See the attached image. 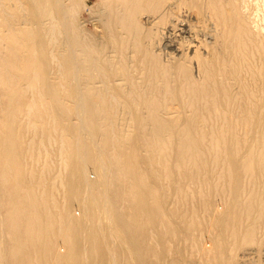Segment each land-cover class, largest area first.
I'll list each match as a JSON object with an SVG mask.
<instances>
[{
  "label": "rangeland",
  "instance_id": "374dc122",
  "mask_svg": "<svg viewBox=\"0 0 264 264\" xmlns=\"http://www.w3.org/2000/svg\"><path fill=\"white\" fill-rule=\"evenodd\" d=\"M168 1L170 0H162V2L160 0V3L159 0H68V7L66 8L67 19L70 17L74 20L73 21L70 18L68 19V24L72 31L71 33H73L77 39H80L83 44L86 43L88 44L87 46H92L91 49H93L95 53L91 52V55L99 56L104 54L107 56L106 59L114 60V63L116 62L115 64L113 63V72H109L106 74V76H103L102 79H98L97 77H101V75H97L98 73L95 72L93 77V79H95L91 82V88L86 86L85 80H82L80 83L82 84V97H80L81 100L82 98L83 100H79V102L78 96L74 94L77 89V85L75 84L78 80V77L73 79V76L70 75L71 72L68 71L67 63H65V54L63 55L65 50L62 48H58V50L57 48L55 49V47L59 45V41L63 40V36L56 38V46H51L53 48V52L57 50L61 52L63 56H60L58 59H56L58 62L56 60L52 61V59L47 57L49 74L45 73V75L48 79L42 78V74L40 73V75L37 74L39 75L38 79L40 78L43 83H39L42 81L37 79L38 81L36 80L37 82L35 85H33V90H31L29 89L28 80H20V78L25 74L28 76L33 74L31 72V68H25L23 65H21L22 56L25 58L26 55L25 49L20 45V42H22L21 40H24L26 37L21 33L24 29H27V25H23L24 22H21V18L24 15L18 14L16 17L13 10L11 9V11H9L12 15L7 10H5L4 14L0 13V98H2L0 100V142H3V140L6 139L7 145L9 147V153L7 154L6 158L3 157L2 160L0 159V264H44L45 262V264H111L112 261V264H264V57H262L264 56L262 55L264 52V16H262L264 14V0H259V2H257L258 0H236L235 2L234 0H227L228 4L226 3V0H194L195 3L193 0H183V8L178 9L180 11L182 9L186 11L184 12V22L181 21L182 23L179 21L180 18H175L171 14L167 15L165 12L164 7ZM217 1L218 5H216ZM189 2L190 8L188 7ZM212 2L213 6L212 4L209 5V3ZM196 3L201 6L197 7ZM255 3L258 5H255ZM69 5H72L70 9ZM206 5L209 6L206 7ZM174 11H176V9H174ZM110 12L112 13L110 14ZM233 13H235L236 16ZM230 14H233V16L230 17ZM242 14H244L243 17ZM252 14L253 16H251ZM7 15H11L12 17ZM234 16L236 21L235 18H233ZM146 18H149L150 22L149 20L146 22ZM222 22L226 24L232 22V29L235 31L233 32L234 39L228 40V38L222 35L226 31H224L226 27L221 26ZM245 22H247L250 27H248V24ZM200 24H203L204 27H206L205 30H208V36H204L202 33L199 34L196 38L198 40L197 45V43L192 41L190 35L185 33V31L189 28L197 29ZM213 24H215L216 27ZM171 26H173L172 32L169 31L170 29H167V27L171 28ZM253 27L257 31L252 30ZM261 27L262 30H260ZM81 30L83 32H81ZM127 30L129 31L128 34L126 32ZM219 30L220 32H223L221 33V36L217 35V31ZM215 31L217 36L215 35ZM261 31H263V34ZM253 32H256V34ZM244 34L247 35L246 39ZM5 36L9 39V41ZM19 36L21 37L19 38ZM247 37L249 38L247 39ZM214 38H216L215 40L218 42H215ZM250 40L253 41L254 45L250 42ZM254 40L256 42H254ZM261 40L263 41L260 42ZM168 41H171V43H168ZM126 42L127 44H125ZM13 43L15 46L17 45V49H12V51L16 52L20 48L18 51V57L16 58L8 57L9 54L6 52L8 49L6 51L3 50L7 48L6 45ZM227 43H229L228 46L226 45ZM192 45H197V47H199L196 54H194V49H188ZM112 46L114 48H112ZM170 47H172V49ZM22 48L23 52H20ZM217 48L220 52L216 50ZM261 48L263 49V52ZM114 49L116 51H121L122 49V51H119L118 54L115 53L116 51ZM226 51H228V53ZM3 52H6L7 56L5 53L2 54ZM12 53L10 52V54ZM211 54H213L215 57H212ZM150 55H154V58L152 56L151 59ZM229 56L230 58H228ZM197 57H199V60L202 64L208 66L211 64L209 62L216 60L217 65H215V63H213V65L219 69V73L207 77L204 75L206 72V67L204 66H200V71H198V67L196 66L198 61ZM227 58L229 60H227ZM261 58L263 59L261 60ZM10 59H16L18 62H16V60H13L12 62ZM247 59L249 61H247ZM226 61L229 63L226 64ZM9 62L11 65H7ZM176 62L179 63L175 64ZM118 63L120 68L117 67ZM224 63L226 64L225 66H227V69L224 66ZM238 63L240 64L239 68ZM228 64L234 66L231 67ZM15 65L16 67H13ZM121 65L125 67L123 68ZM135 65L136 68L131 67ZM59 66L61 67L59 68ZM2 67H4L3 70ZM129 67H131L133 70ZM230 67L234 69L231 71L228 70ZM118 70L119 72H117ZM162 70L166 72L167 75L162 73ZM181 70L183 72H181ZM51 71H53V73ZM228 71L231 74H228ZM188 72H191L192 74ZM145 73H148V75L145 76ZM181 74L182 76L184 75V77H181ZM242 75L244 79L242 78V80H240ZM134 77L138 79H135ZM177 77L178 80H174L177 79ZM154 79L156 80L154 81ZM183 79L186 80V82ZM202 79L205 80L204 83ZM132 80L134 81L132 82ZM165 80L168 87L167 85H165L166 87L164 86ZM45 81L48 84L47 87L44 86V84L46 85ZM110 81L112 83H110ZM129 81L132 82V85L131 82L129 85ZM14 83L17 85V87L14 85ZM145 83H149L150 86H148L149 84L146 85ZM159 83L161 84L159 85ZM136 84L138 91L136 89L134 91ZM236 84H239L237 85L238 87ZM103 85L106 87V90L103 88ZM177 86H180L182 91ZM26 87L28 89H26ZM18 88L21 90L20 93L23 94L24 92V94L20 97V99H13V96H10L13 93H19ZM72 88L75 89L73 90ZM228 90H231V93ZM53 91H56L57 93H54ZM152 91L155 92L152 93ZM168 91H170V94ZM216 91L217 94L215 93ZM38 92L41 94L43 92L42 99L41 97H38ZM142 92L143 95L141 94ZM236 92H238L237 95ZM235 95L236 98L234 97ZM250 95L255 101L250 98ZM176 96L180 97L177 98ZM7 97L12 100L7 99ZM112 97L114 98L113 100ZM47 98L50 100L47 101ZM234 98L236 100H234ZM36 99H39L41 104L39 103V100L37 101ZM73 99L75 100V105L78 102L80 106H78V104L77 106H74ZM30 100L34 102L33 104L35 106L28 102ZM151 100H153V102H151ZM210 102H214V104H211ZM36 104L38 105L36 106ZM251 105L254 108H252ZM195 107H197V109ZM80 108L85 110V112L82 113V118H85V121L89 119L85 123L82 122V118H78L76 114L73 113ZM89 108L92 109L93 112H97L94 114L95 116L98 114L97 118L93 116L95 123L90 121L91 112H88ZM251 109L256 110L252 111ZM5 110L8 111L5 112ZM36 113L39 114L36 115ZM88 113H90L89 116H86ZM5 114H7V116H5ZM53 114H60V116H55ZM33 115H35L36 118H34ZM48 116H51L52 118H49ZM130 116H133V119ZM135 116H137V120L134 118ZM8 118L10 120L12 119L13 122ZM55 118H60V120H56ZM139 118H141V124L139 123ZM146 118L149 122L146 120ZM47 119L49 120L47 121ZM52 119H55L53 121L54 124L51 121ZM61 119L63 120L61 121ZM8 121L11 123L7 124ZM56 122H61L59 123L61 125H58ZM31 123H34L32 124L33 126H31L32 128L30 127ZM58 127H60V130H62L65 135L60 130H58ZM142 127L143 129H141ZM69 129L72 132L70 133L71 137L69 136L70 131H67ZM184 133L188 137H186ZM7 134L10 137H8ZM85 134L86 136H84ZM77 135L79 137H77ZM189 136L193 138H190ZM7 137L8 139H13L14 141L8 140ZM74 137H77V139H74ZM80 138L81 141H79ZM59 139L62 141L59 142ZM166 139L168 141H166ZM72 142L74 147L78 148V151L72 147ZM76 142H79L80 144L78 145ZM8 143L11 145V148ZM83 144L84 146L82 147ZM90 144L92 145V148ZM95 145L100 146L97 147ZM93 148L96 151L93 150ZM111 148H113L114 153L112 152ZM26 149L29 151L32 150V152H29ZM72 150L74 153L76 152V154L79 153V156L76 155V157H73L74 154H72ZM250 150L251 152H249ZM28 152L32 153L30 157H28ZM60 152H63L64 154ZM66 154L69 156L67 157ZM88 156H90L89 161ZM75 158L80 165H77V162L73 161ZM103 159L108 160H106L107 162L105 163ZM68 160H70V164H67ZM101 160H103V162ZM7 162L9 163L7 164ZM108 162H110V165ZM62 163L64 164L63 167ZM85 163L86 165H84ZM94 163H97L96 169L99 167V171L98 169L96 170L94 168ZM101 164L102 167L100 166ZM83 165L84 167L82 168ZM107 166V173H104ZM7 167H9V169ZM66 167L70 169L69 172L66 170ZM6 168L7 170L5 174L4 170ZM118 168L120 169L118 170ZM108 171L110 173H108ZM85 173L86 177L84 176ZM31 174H33L34 178L31 177ZM65 175L68 178V181L65 179ZM116 175H118L117 178H115ZM82 176H84L83 178H85L86 182L82 183L84 185L80 183L81 181H84ZM31 178L32 180H30ZM40 178H42V180ZM118 178L120 179L119 181ZM112 179L117 180L112 183ZM69 180L74 185L72 190H70L71 186L69 184ZM105 180H109L108 182L110 183L106 182ZM86 184L87 186H85ZM88 185H90L92 188H90ZM42 186L45 187L43 188ZM82 186H84L83 188L85 190L81 189L79 192L78 190L82 188ZM93 186L95 188L98 186L96 189H94L96 191H93ZM77 188L78 190H76ZM107 189L109 190L106 193ZM72 191H75V193L73 194ZM100 192L102 195H100ZM103 192L105 193L104 195ZM113 192H115L117 195ZM85 195L87 196L86 198ZM39 199L43 202L42 204L39 202ZM34 200L36 201L33 203ZM108 200L112 201L109 203ZM108 203L110 204V207ZM97 204L99 207H96ZM21 205L23 209L25 208V212L22 211L23 209H18L21 207ZM46 206L47 208H45ZM85 206L87 207L85 208ZM99 209H102V212L104 210L103 214H101L102 212ZM99 211L100 214H98ZM43 212L45 213L43 214ZM88 213L92 214V216ZM107 213L111 214V216ZM95 214H98V216L96 217ZM18 215L19 217H17ZM51 215L55 216L54 219ZM33 216L36 217L33 218ZM66 217L68 218L67 220ZM16 218L18 219L17 221L21 223L16 222ZM77 218H79L78 221L80 219L82 220L78 222ZM33 219H36L34 220L35 222ZM70 219H72L71 223L69 222ZM218 219L220 220V223ZM50 221L51 223H49ZM67 221L69 224H67ZM25 222L28 223H26V226ZM55 222H58L59 224ZM31 223H34L32 225L36 224V229L35 227H30L32 226ZM37 223L40 225H37ZM54 223L57 225L55 226ZM79 225L80 227L78 228ZM28 226L31 230L30 232ZM71 226L72 229L75 230L73 233L70 228ZM32 231L34 232L32 233ZM103 231H107V236ZM101 232H103L102 234L104 236L100 234ZM41 233L43 234L41 235ZM13 236L15 238L19 236L16 238L17 241L14 240L15 238ZM107 238L108 241L106 240ZM68 239L70 241H68ZM106 241L109 250L104 243ZM18 243L20 245H18ZM112 243L114 247L111 245ZM103 244L105 245L103 246ZM36 249H40V251L38 250L37 252ZM53 256L54 258H52ZM53 261L55 263H53ZM130 261H132V263Z\"/></svg>",
  "mask_w": 264,
  "mask_h": 264
},
{
  "label": "bare ground",
  "instance_id": "6f19581e",
  "mask_svg": "<svg viewBox=\"0 0 264 264\" xmlns=\"http://www.w3.org/2000/svg\"><path fill=\"white\" fill-rule=\"evenodd\" d=\"M6 1V2H5ZM72 1V0H71ZM117 1V0H116ZM165 1V0H164ZM192 1V0H191ZM194 1V0H193ZM205 1V0H204ZM210 1V0H209ZM219 1V0H218ZM218 1H217V4L216 5H218ZM236 0H234V2H235ZM262 1V0H261ZM67 2H68V0H0V13H2V14H4V12H5V10H7L8 12H10L11 10H13V12H14V14H15V16L16 15H18V14H23L24 16L21 18L22 19V21L21 22H24L23 23V25H27L26 27H27V29L25 30H23V32H21L22 34H24L26 37H25V39H24V37H23V39L24 40H21L22 42H20V45L21 46H23V48L25 49V52H26V55H25V58H24V56H22V60H21V65H23L25 68H31V72L33 73V74H31L30 76H28L27 74H25V75H23L21 78L20 77H18V78H20V80H28L29 82H28V84H29V89H31V90H33V88H34V86L33 85H35L36 84V82L40 79H38V76L40 75V74H42L41 76H42V78H44V79H48V78H46L47 76L45 75V73L47 74H49V72H48V62H47V57L48 58H50V59H52V61H54V60H56V59H58V57H62L64 54H65V58H66V61H65V63H67V67H68V71H70L71 73H70V75H72L73 76V79L74 78H77L78 80L76 81V84L75 85H77L76 86V91H75V93L74 94H76L77 96H78V102H79V100H81V89H82V84H80L81 82H82V80H85V83H86V86H89V88H91V82H92V80H94L93 79V77H94V74H95V72H97L98 74L97 75H101V77H97L98 79H102L103 78V76H106V74H108L109 72H113V69H114V67H113V61L114 60H109V59H106L107 58V56H105L104 54L103 55H99V56H93V55H91V52L93 53L94 51H93V49H91V47L90 46H87L88 44H83V42H81L80 41V39H77V37L75 36V35H73V33H71L72 31H71V28H70V26H69V24H68V19L70 18V17H68V19H67V13H66V8L68 7V4H67ZM156 2H158V1H156ZM161 2H162V0H161ZM188 2V1H187ZM197 2V1H196ZM203 2V1H202ZM207 2V1H206ZM205 2V3H206ZM233 2V3H234ZM252 2H254V1H252ZM257 2H259V0L257 1ZM73 3V2H72ZM120 3V2H119ZM128 3V2H127ZM159 3H160V0H159ZM194 3H195V1H194ZM205 3H203V4H205ZM225 3V2H224ZM226 3H227V0H226ZM263 3V2H262ZM261 3V4H262ZM115 4V3H114ZM134 4H136V3H134ZM189 4H190V2L188 3V7H189ZM197 4V3H196ZM210 4H212V6H213V2L212 3H209V5ZM228 4V3H227ZM236 4V3H235ZM243 4V3H242ZM253 4V3H252ZM118 5V4H117ZM184 6V4H183V0H170V1H168L167 3H166V5H165V7H164V9H165V12L167 13V15L168 14H171L172 16H174L175 18L177 17V18H180V22L181 21H183L184 22V20H183V17H184V12H186L184 9H182L181 11L180 10H178V9H181V8H183V6ZM192 5V4H191ZM208 5V6H209ZM215 5V6H216ZM246 5V4H245ZM255 5H258V4H256L255 3ZM72 6V5H71ZM70 5H69V9H70V7H71ZM114 6V5H113ZM158 6H159V4H158ZM192 6H194V5H192ZM201 6V5H200ZM199 6V4H197V7H200ZM207 5H206V7H208ZM225 6H226V4H225ZM234 6H236V5H234ZM233 6V7H234ZM241 6V5H240ZM253 6V5H252ZM153 7H154V5H153ZM227 7V6H226ZM231 7H232V5H231ZM262 7V6H261ZM264 7V6H263ZM262 7V8H263ZM141 8V7H140ZM187 8V7H186ZM190 8V7H189ZM203 8V7H202ZM212 8V7H211ZM210 8V9H211ZM236 8V7H235ZM245 8V7H244ZM256 8V7H255ZM11 9V10H10ZM132 9H133V7H132ZM146 9V8H145ZM174 9H176V11H174ZM214 9V8H213ZM222 9V8H221ZM232 9H234V8H232ZM232 9H230L231 11H233ZM259 9V8H258ZM10 10V11H9ZM147 10V9H146ZM151 10V9H150ZM190 10V9H189ZM216 10V9H215ZM219 10V9H218ZM73 11V10H72ZM120 11V10H119ZM140 11V10H139ZM149 11V10H148ZM220 11V10H219ZM230 11V12H231ZM250 11V10H249ZM255 11H258V10H255ZM255 11H254V13H255ZM260 11V10H259ZM114 12H115V10H114ZM122 12V11H121ZM127 12H128V10H127ZM151 12V11H150ZM211 12V11H210ZM226 12H227V10H226ZM70 13H72V12H70ZM112 12H110V14H111ZM117 13H119V12H117ZM135 13V12H134ZM212 13V12H211ZM229 13V12H228ZM232 13V12H231ZM238 13V12H237ZM242 13H244V12H242ZM260 13V12H259ZM6 14V13H5ZM10 14H11V12H10ZM127 14V13H126ZM216 14V13H215ZM234 15H235V13H233ZM233 14L231 15L230 14V17L231 16H233ZM256 14V13H255ZM263 14V13H262ZM1 15V14H0ZM12 15V14H11ZM10 15V16H11ZM122 15H123V13H122ZM243 15L244 14H242V17H243ZM7 16H9V15H7ZM9 16V17H10ZM14 16V17H15ZM20 16V15H19ZM18 16V17H19ZM126 16V15H125ZM149 16V15H148ZM213 16H215V15H213ZM224 16V15H223ZM222 16V17H223ZM236 16V15H235ZM235 16L233 17V18H235ZM240 16V15H239ZM246 16V15H245ZM251 16H253V14L251 15ZM262 16H264V14L262 15ZM12 17V16H11ZM17 17V16H16ZM130 17V16H129ZM135 17H136V15H135ZM193 17V16H192ZM209 17V16H208ZM257 17V16H256ZM72 18H73V16H72ZM121 18H122V16H121ZM174 18V19H175ZM221 18V17H220ZM225 18V17H224ZM223 18V19H224ZM245 18V17H244ZM258 18V17H257ZM257 18H256V20H257ZM263 18V17H262ZM5 19V18H4ZM12 19V18H11ZM71 19V18H70ZM130 19V18H129ZM128 19V20H129ZM155 19V18H154ZM210 19V18H209ZM214 19V18H213ZM215 19H216V17H215ZM222 19V20H223ZM240 19V18H239ZM264 19V18H263ZM263 19H262V21H263ZM18 20V19H17ZM71 20H73V19H71ZM148 20H149V18H146L145 19V21L146 22H148ZM152 20H153V18H152ZM221 20V19H220ZM225 20V19H224ZM19 21V20H18ZM17 21V22H18ZM74 21V20H73ZM109 21V20H108ZM134 21V20H133ZM176 21V20H175ZM212 21V20H211ZM211 21H210V23H211ZM235 21H236V18H235ZM244 21V20H243ZM254 21V20H253ZM252 21V22H253ZM259 21V20H258ZM122 22V21H121ZM142 22V21H141ZM149 22H150V20H149ZM238 22V21H237ZM251 22V21H250ZM255 22H257V21H255ZM6 23V22H5ZM182 23V22H181ZM214 23V22H213ZM240 23V22H239ZM245 23H247V22H245ZM262 23V22H261ZM71 24V23H70ZM103 24V23H102ZM120 24V23H119ZM209 24V23H208ZM228 24H230V25H228ZM228 24H226V23H224V22H222V24H221V26H225L226 28L224 29V33L223 32H220V30L219 31H217L218 33H217V35H220L221 36V33H223L222 35L223 36H225L226 38H228V40H230V39H234V33L233 32H235L233 29H232V22L230 23H228ZM243 24V23H242ZM248 24V23H247ZM253 24V23H252ZM7 25V24H6ZM108 25H109V23H108ZM121 25V24H120ZM120 25H119V27H120ZM178 25H179V23H178ZM206 25V24H205ZM215 27H216V25L215 24H213ZM238 25V24H237ZM72 26V25H71ZM209 26V25H208ZM212 26V25H211ZM214 26H213V28H214ZM7 27H8V25H7ZM106 27V26H105ZM184 27V26H183ZM190 27V26H189ZM248 27H250L249 26V24H248ZM73 28V27H72ZM205 28L206 27H204V25L203 24H200L198 27H197V29H191V28H189L188 29V27H187V29L188 30H186L185 31V33H188L189 35H190V37L192 38V41H194L195 43H197V36L199 35V34H201L202 33V35L204 34V36L206 35V36H208V34H207V31L205 30ZM209 28V27H208ZM234 28H235V26H234ZM241 28V27H240ZM257 28V27H256ZM258 28H259V25H258ZM74 29V28H73ZM104 29V28H103ZM128 29V28H127ZM167 29L169 30V31H173V26H171V28H169V27H167ZM216 29V28H215ZM217 29H219V28H217ZM244 29H245V27H244ZM76 30V29H75ZM167 30V31H168ZM214 30V29H213ZM242 30V29H241ZM249 30V29H248ZM252 30H254V31H257L256 29H254V27H253V29ZM252 30H251V32H252ZM260 30H262V27H261V29ZM7 31V30H6ZM74 31V30H73ZM113 31V30H112ZM111 31V32H112ZM205 31V32H204ZM210 31H212V30H210ZM244 31V30H243ZM246 31H247V28H246ZM246 31H244V32H246ZM250 31V30H249ZM15 32V31H14ZM75 32V31H74ZM81 32H83L82 30H81ZM109 32H110V30H109ZM127 32V34H128V30L126 31ZM184 32V31H183ZM182 32V33H183ZM212 32H214V31H212ZM242 32V31H241ZM263 31H261V33H262ZM10 33H12V32H10ZM42 33H43V35H42ZM76 33V32H75ZM85 33V32H84ZM147 33V32H146ZM206 33V34H205ZM248 33V32H247ZM253 33H255L256 34V32H253ZM13 34V33H12ZM252 34V33H251ZM250 34V35H251ZM263 34V33H262ZM9 35V34H8ZM83 35V34H82ZM130 35V34H129ZM180 35V34H179ZM184 35V34H183ZM215 35H216V31H215ZM214 35V36H215ZM216 35V36H217ZM243 35V34H242ZM257 35H259V34H257ZM63 36V37H62ZM212 36V35H211ZM240 36V35H239ZM244 36H245V39H246V34H244ZM6 37V36H5ZM14 37H15V35H14ZM21 36H19V38H20ZM59 37H62V39L63 40H61V41H59V45L57 46V47H55V49L57 48V50H58V48H62L63 50H65V53H63V55L61 54V52H59V51H57V50H55L54 52H53V48L51 47V46H54L55 45V43L57 42V39L56 38H59ZM94 37V36H93ZM122 37V36H121ZM189 37V36H188ZM241 37V36H240ZM254 37L256 38V36L254 35ZM253 37V38H254ZM7 38V37H6ZM86 38V37H85ZM110 38V37H109ZM140 38V37H139ZM138 38V39H139ZM187 38V37H186ZM217 38V37H216ZM216 38H214V40L216 39ZM249 37H247V39H248ZM252 38V37H251ZM250 38V39H251ZM8 39V38H7ZM13 39V38H12ZM102 39V38H101ZM144 39H146V38H144ZM236 39V38H235ZM263 39V38H262ZM1 40V39H0ZM103 40V39H102ZM115 40V39H114ZM119 40H121V39H119ZM206 40V39H205ZM226 40V39H225ZM238 40V39H237ZM256 40V39H255ZM254 40V42H256ZM264 40V39H263ZM263 40H261L260 42H262ZM8 41H9V39H8ZM112 41V40H111ZM128 41V40H127ZM232 41V40H231ZM240 41V40H239ZM10 42H11V40H10ZM108 42H109V40H108ZM115 42V41H114ZM132 42V41H131ZM140 42V41H139ZM205 42V41H204ZM215 42H218L217 40H215ZM220 42V41H219ZM237 42V41H236ZM250 42L254 45V43H253V41L252 40H250ZM1 43V42H0ZM89 43V42H88ZM168 43H171V41H168ZM211 43V42H210ZM233 43V42H232ZM247 43V42H246ZM259 43V42H258ZM258 43H256V44H258ZM16 44H18V43H16ZM125 44H127V42L125 43ZM133 44H134V41H133ZM139 44H141V43H139ZM138 44V45H139ZM213 44V43H212ZM241 44V43H240ZM255 44V45H256ZM14 43L13 44H8V45H6V47L7 48H5V49H3V50H7L6 52H7V54H9V56L8 57H10V58H16V57H18V51H19V49H18V51H16V52H14V51H12V49L14 50H16L17 49V45L15 46V48H14ZM112 45V44H111ZM146 45V44H145ZM188 45H190V44H188ZM197 45H198V43H197ZM197 45H192V46H190L188 49L189 50H191V49H194V54H196V52H197V50H198V48L199 47H197ZM225 45V44H224ZM227 46L229 45V43H227L226 44ZM231 45V44H230ZM261 45V44H260ZM56 46V45H55ZM167 46V45H166ZM175 46V45H174ZM213 46V45H212ZM257 46V45H256ZM4 47V46H3ZM65 47V48H64ZM134 47H135V44H134ZM165 47V46H164ZM218 47H219V45H218ZM222 47H224V46H222ZM253 47V46H252ZM262 47V46H261ZM23 48L21 49V51L20 52H23ZM112 48H114L113 46H112ZM131 48V47H130ZM139 48V47H138ZM171 49H172V47H170ZM231 48V47H230ZM234 48V47H233ZM238 48H239V46H238ZM259 48V47H258ZM11 49V50H10ZM61 49V50H62ZM134 49V48H133ZM136 49V48H135ZM166 49H168V48H166ZM187 49V48H186ZM226 49V48H225ZM224 49V50H225ZM255 49H257V48H255ZM63 50H62V52H63ZM113 50V49H112ZM115 50V49H114ZM165 50V49H164ZM213 50H214V47H213ZM212 50V51H213ZM216 50H218L219 51V49L217 48ZM227 50V49H226ZM243 50H244V47H243ZM261 50H262V52H263V49L261 48ZM8 51H9V53H8ZM116 51V50H115ZM120 51V50H119ZM119 51H116L115 53H118ZM121 51H122V49H121ZM120 51V52H121ZM139 51H140V49H139ZM229 51H230V49H229ZM6 52H3L2 54H4L5 53V55H6ZM10 52L12 53V54H10ZM136 52H138V51H136ZM174 52H175V50H174ZM217 52V51H216ZM220 52V51H219ZM227 53H228V51H226ZM234 52V51H233ZM244 52V51H243ZM258 52V51H257ZM261 52V53H262ZM95 53V52H94ZM139 53V52H138ZM143 53V52H142ZM231 53V52H230ZM245 53V52H244ZM258 53H260V52H258ZM22 54H24V53H22ZM119 54V53H118ZM121 54V53H120ZM130 54V53H129ZM152 54V53H151ZM214 54V53H213ZM213 54H211L212 55V57H215V56H213ZM223 54V53H222ZM237 54H238V52H237ZM246 54V53H245ZM252 54V53H251ZM122 55V54H121ZM142 55V54H141ZM217 55V54H216ZM226 55V54H225ZM228 55H230V54H228ZM227 55V56H228ZM233 55H234V53H233ZM262 55H264V52H263V54ZM7 56V55H6ZM119 56V55H118ZM117 56V57H118ZM151 56V55H150ZM153 56V58H154V55H152ZM152 56H151V59H152ZM248 56H250V55H248ZM260 56V55H259ZM114 57V56H113ZM132 57H133V55H132ZM147 57V56H146ZM223 57H225V56H223ZM222 57V58H223ZM235 57V56H234ZM233 57V58H234ZM253 57V56H252ZM262 57H264V56H262ZM20 58V57H19ZM18 58V59H19ZM120 58V57H119ZM128 58V57H127ZM142 58V57H141ZM198 59V61H197V63H196V66L198 67L197 68V70L198 71H200L199 70V67L200 66H204V67H206L205 68V70H206V72H205V74L204 75H206L207 77H209V76H212V75H215V74H218L219 73V69L216 67V66H214L213 65V63H215V65H217V63H216V60H213V61H211L210 59V61L211 62H209V60H208V62L209 63H211V64H209V66L208 65H205V64H202L201 62H200V60H199V57H197ZM221 58V59H222ZM228 58H230V56L228 57ZM227 58V60H229ZM246 58V57H245ZM121 59H122V57H121ZM134 59V58H133ZM184 59V58H183ZM182 59V60H183ZM226 59V58H225ZM235 59V58H234ZM263 58H261V60H262ZM13 60H16V59H13ZM13 60L12 59H10V61H12L13 62ZM144 60V59H143ZM149 60V59H148ZM238 60V59H237ZM1 61V60H0ZM57 61V60H56ZM121 61V60H120ZM133 61V60H132ZM131 61V62H132ZM135 61V60H134ZM138 61V60H137ZM183 61H185V60H183ZM241 61V60H240ZM247 61H249L248 59H247ZM254 61V60H253ZM3 62V61H2ZM1 62V63H2ZM16 62H18L17 60H16ZM16 62H14V63H16ZM58 62V61H57ZM123 62V61H122ZM218 62V61H217ZM239 62V61H238ZM257 62H258V60H257ZM20 63V62H19ZM116 63V62H115ZM114 63V64H115ZM140 63H141V61H140ZM139 63V64H140ZM177 63H179V62H176L175 64H177ZM227 63H229V62H227L226 61V64ZM232 63V62H231ZM7 64V63H6ZM13 64V63H12ZM123 64V63H122ZM130 64V63H129ZM132 64V63H131ZM174 64V65H175ZM225 63H224V66L226 65ZM261 64V63H260ZM259 64V65H260ZM3 65H4V63H3ZM7 65H11L10 64V62H9V64H7ZM38 65H39V67H38ZM141 65V64H140ZM149 65V64H148ZM154 65V64H153ZM156 65H157V63H156ZM187 65H188V63H187ZM186 65V66H187ZM221 65V64H220ZM229 65V64H228ZM239 63H238V68H239ZM241 65H243V64H241ZM247 65V64H246ZM262 65V64H261ZM5 66V65H4ZM122 66V65H121ZM137 66H138V64H137ZM142 66V65H141ZM168 66V65H167ZM183 66V65H182ZM181 66V67H182ZM229 66H231V65H229ZM232 66H234V65H232ZM231 66V67H232ZM248 66V65H247ZM253 66V65H252ZM255 66V65H254ZM13 67H16V65L15 66H13ZM20 67V66H19ZM61 66H59V68H60ZM117 67L118 68H120L119 67V63H118V65H117ZM123 68L125 67V66H122ZM131 67H134V68H136V65L135 66H131ZM131 67H129V68H131ZM175 67V66H174ZM180 67V68H181ZM203 67V68H204ZM226 67V69H227V66H225ZM230 67V68H231ZM246 67V66H245ZM249 67V66H248ZM263 67V66H262ZM3 68L4 67H2V70H3ZM7 68V67H6ZM58 68V69H59ZM154 68H155V66H154ZM153 68V69H154ZM186 68V67H185ZM202 68V67H201ZM200 68V69H201ZM222 68V67H221ZM228 68V70H232V69H234V68ZM243 68V67H242ZM253 68V67H252ZM10 69V68H9ZM20 69H21V67H20ZM24 69V68H23ZM122 69V68H121ZM132 69V68H131ZM164 69V68H163ZM174 69V68H173ZM188 69V68H187ZM250 69H251V67H250ZM30 70V69H29ZM55 70V69H54ZM101 70H102V72H101ZM133 70V69H132ZM147 70H148V68H147ZM146 70V71H147ZM151 70V69H150ZM156 70H157V68H156ZM4 71H6V70H4ZM4 71H3V74H4ZM127 71H129V70H127ZM163 71V70H162ZM233 71H235V70H233ZM7 72V71H6ZM30 72V71H29ZM52 73H53V71H51ZM57 72V71H56ZM117 72H119V70L117 71ZM138 72V71H137ZM176 72H177V70H176ZM179 72H180V69H179ZM181 72H183L182 70H181ZM192 72V71H191ZM191 72H188V73H190V74H192ZM221 72V71H220ZM226 72V71H225ZM229 72V71H228ZM239 72V71H238ZM256 72H258V71H256ZM255 72V73H256ZM259 72H260V70H259ZM22 73H24V72H22ZM40 73V74H39ZM129 73V72H128ZM154 73V72H153ZM160 73V72H159ZM162 73H165L166 74V72H162ZM162 73H161V75H162ZM224 73V72H223ZM236 73V72H235ZM235 73H234V75H235ZM243 73V72H242ZM246 73V72H245ZM6 74H8V73H6ZM15 74H17V73H15ZM37 74H39V75H37ZM55 74V73H54ZM53 74V75H54ZM183 74V73H182ZM182 74H181V77H184V75L182 76ZM228 74H231L230 72L228 73ZM263 74H264V72H263ZM122 75V74H121ZM146 75H148V73H145V76ZM160 75V74H159ZM161 75H160V77H161ZM167 75V74H166ZM189 75V74H188ZM220 75V74H219ZM218 75V76H219ZM254 75V74H253ZM260 75V74H259ZM3 76H5V75H3ZM9 76V75H8ZM72 76H71V78H72ZM113 76V75H112ZM131 76V75H130ZM198 76H200V75H198ZM205 76V77H206ZM6 77V76H5ZM11 77V76H10ZM14 77V76H13ZM138 77V76H137ZM141 77V76H140ZM150 77V76H149ZM202 77H203V75H202ZM214 77V76H213ZM230 77V76H229ZM233 77V76H232ZM231 77V78H232ZM247 77V76H246ZM250 77H251V75H250ZM262 77V76H261ZM121 78V77H120ZM119 78V79H120ZM135 78V77H134ZM155 78V77H154ZM163 78V77H162ZM172 78H173V76H172ZM237 78V77H236ZM242 78H243V75L241 76V79L240 80H242ZM254 78H255V76H254ZM38 79V80H37ZM69 79H70V77H69ZM135 79H138V78H135ZM150 79V78H149ZM165 79V78H164ZM186 79V78H185ZM214 79V78H213ZM220 79H221V77H220ZM224 79V78H223ZM233 79H234V77H233ZM238 79V78H237ZM244 79V78H243ZM251 79V78H250ZM37 80V81H36ZM41 80V79H40ZM71 80V79H70ZM107 80V79H106ZM111 80H112V78H111ZM156 79H154V81H155ZM161 80V79H160ZM174 80H178V77H177V79H174ZM184 80V79H183ZM203 80V79H202ZM225 80V79H224ZM254 80V79H253ZM42 81V80H41ZM127 81V80H126ZM134 80H132V82H133ZM185 82H186V80H184ZM194 81V80H193ZM214 81H216V80H214ZM220 81V80H219ZM218 81V82H219ZM226 81V80H225ZM238 81V80H237ZM245 81V80H244ZM20 82H22V81H20ZM27 82V81H26ZM68 82V81H67ZM75 82V81H74ZM77 82H78V84H77ZM130 82L131 81H129V85H130ZM132 82H131V85H132ZM148 82V81H147ZM172 82V81H171ZM176 82V81H175ZM175 82H174V84H175ZM178 82V81H177ZM205 82V80H203V83ZM207 82V81H206ZM238 82H240V81H238ZM246 82V81H245ZM256 82H257V80H256ZM25 83V82H24ZM39 83H43V81L42 82H39ZM45 83H46V81H45ZM69 83V82H68ZM102 83V82H101ZM110 83H112L111 81H110ZM135 83H136V80H135ZM222 83V82H221ZM254 83V82H253ZM262 83V82H261ZM103 84V83H102ZM101 84V85H102ZM146 84V83H145ZM147 84H149V83H147ZM146 84V85H147ZM161 83H159V85H160ZM185 84V83H184ZM208 84V83H207ZM225 84H226V82H225ZM230 84V83H229ZM14 85H15V83H14ZM25 85V84H24ZM111 85V84H110ZM117 85V84H116ZM122 85V84H121ZM165 85H167V83H166V80H165V84H164V86ZM177 85V84H176ZM176 85H174V86H176ZM188 85V84H187ZM202 85V84H201ZM220 85V84H219ZM237 85H239V84H236V86ZM255 85H257V84H255ZM261 85V84H260ZM262 85H263V83H262ZM16 87H17V85H15ZM28 86V85H27ZM40 86V85H39ZM44 86L45 87H47L48 86V84L46 83V85L44 84ZM53 86H54V84H53ZM57 86V85H56ZM72 86V85H71ZM74 86V85H73ZM104 86V85H103ZM113 86V85H112ZM119 86V85H118ZM148 86H150V84L148 85ZM174 86H173V88H174ZM181 86V85H180ZM180 86L178 87V88H180ZM193 86V85H192ZM203 86V85H202ZM216 86V85H215ZM214 86V87H215ZM222 86V85H221ZM44 87V88H45ZM50 87V86H49ZM48 87V88H49ZM113 87H115V86H113ZM134 87V86H133ZM137 84H136V86L134 87V91H135V89L137 90ZM166 87V86H165ZM167 87H168V85H167ZM191 87V86H190ZM217 87H218V85H217ZM220 87V86H219ZM238 87V86H237ZM241 87V86H240ZM245 87V86H244ZM2 88V87H1ZM54 88V87H53ZM104 89L106 88L105 86L103 87ZM145 88V87H144ZM149 88V87H148ZM178 88H176V89H178ZM209 88V87H208ZM216 88V87H215ZM224 88V87H223ZM257 88V87H256ZM19 89V88H18ZM26 89H28L27 87H26ZM46 89V88H45ZM64 89V88H63ZM71 89V88H70ZM73 89V88H72ZM75 89V88H74ZM73 89V90H74ZM114 89H116V88H114ZM113 89V90H114ZM154 89V88H153ZM169 89V88H168ZM181 89V91H182V88H180ZM179 89V90H180ZM186 89V88H185ZM190 89V88H189ZM214 89V88H213ZM212 89V90H213ZM217 89V88H216ZM232 89V88H231ZM242 89V88H241ZM264 89V88H263ZM262 89V90H263ZM35 90V89H34ZM49 90H50V88H49ZM106 90V89H105ZM145 90V89H144ZM155 90V89H154ZM200 90V89H199ZM218 90V89H217ZM243 90V89H242ZM247 90V89H246ZM255 90H257V89H255ZM261 90V89H260ZM36 91V90H35ZM34 91V92H35ZM42 91H43V89H42ZM120 91H121V89H120ZM138 91V90H137ZM143 91V90H142ZM194 91V90H193ZM197 91V90H196ZM222 91V90H221ZM230 93H231V90H228ZM235 91H236V89H235ZM10 92V91H9ZM19 93H16V94H10L11 96L10 97H12L13 96V99L15 98V99H20V97L21 96H23V94H24V92H23V94H21L20 92H21V90L19 89V91H18ZM54 92V91H53ZM56 92V91H55ZM54 92V93H55ZM70 92H71V90H70ZM69 92V93H70ZM107 92V91H106ZM105 92V93H106ZM116 92H117V90H116ZM119 92V91H118ZM153 92H155V91H152V93ZM169 92V94H170V91H168ZM172 92V91H171ZM214 92V91H213ZM240 92V91H239ZM243 92V91H242ZM245 92V91H244ZM263 92V91H262ZM48 93V92H47ZM51 93V92H50ZM57 93V92H56ZM98 93V92H97ZM148 93H149V91H148ZM181 93V92H180ZM183 93V92H182ZM200 93V92H199ZM216 94H217V91L215 92ZM224 93H226V92H224ZM237 93L238 92H236V95H237ZM252 93V92H251ZM260 93V92H259ZM264 93V92H263ZM31 94V93H30ZM49 94V93H48ZM73 94V95H74ZM104 94V93H103ZM130 94V93H129ZM142 95H143V92L141 93ZM155 94V93H154ZM158 94V93H157ZM168 94V95H169ZM192 94H193V92H192ZM191 94V95H192ZM201 94H203V93H201ZM246 94V93H245ZM244 94V95H245ZM249 94V93H248ZM42 95H43V92H42V94L41 93H39L38 92V97L40 98L41 97V99L43 98L42 97ZM45 95V94H44ZM100 95V94H99ZM166 95V94H165ZM181 95V94H180ZM198 95V94H197ZM223 95V94H222ZM236 95L234 96L235 98H236ZM239 95V94H238ZM260 95V94H259ZM45 96H47V95H45ZM71 97H73L72 95H70ZM81 96V97H80ZM101 96V95H100ZM127 96H129V95H127ZM150 96V95H149ZM155 96H156V94H155ZM158 96V95H157ZM189 96V95H188ZM226 96V95H225ZM229 96H231V95H229ZM262 96V95H261ZM9 97V96H8ZM7 97V99H9ZM31 97V96H30ZM53 97V96H52ZM144 97V96H143ZM153 97H154V95H153ZM170 97V96H169ZM177 97V96H176ZM178 97H180V96H178ZM177 97V98H178ZM184 97H185V95H184ZM193 97H194V95H193ZM199 97V96H198ZM206 97V96H205ZM239 97V96H238ZM241 97V96H240ZM259 97V96H258ZM257 97V98H258ZM6 98V97H5ZM164 98V97H163ZM177 98H176V101H177ZM224 98V97H223ZM228 98V97H227ZM234 98V100H236ZM250 98H251V95H250ZM2 98H0V100H1ZM46 99V98H45ZM48 99V98H47ZM59 99V98H58ZM57 99V100H58ZM70 99V98H69ZM99 99H100V97H99ZM108 99H109V97H108ZM114 98L112 97V100H113ZM158 99V98H157ZM212 99V98H211ZM221 99H222V97H221ZM229 99V98H228ZM251 99H253V98H251ZM9 100H12V99H9ZM37 100V99H36ZM39 100V99H38ZM37 100V101H38ZM50 99H48L47 101H49ZM82 100H83V98H82ZM81 100V101H82ZM138 100V99H137ZM141 100V99H140ZM163 100V99H162ZM170 100V99H169ZM179 100V99H178ZM197 100V99H196ZM200 100V99H199ZM202 100V99H201ZM210 100V99H209ZM227 100V99H226ZM233 100V101H234ZM240 100V99H239ZM247 100V99H246ZM249 100V99H248ZM254 100V99H253ZM257 100H259V99H257ZM70 101H72V100H70ZM74 99H73V103H74ZM80 101V102H81ZM142 101V100H141ZM140 101V102H141ZM158 101V100H157ZM165 101V100H164ZM180 101V100H179ZM189 101V100H188ZM192 101V100H191ZM205 101V100H204ZM204 101H201V102H204ZM215 101V100H214ZM255 101V100H254ZM31 105H34L33 103L34 102H32V100H30V101H28ZM76 103V105H75V103H74V106H77V104H78V106H80V104L79 103ZM85 102V101H84ZM114 102V101H113ZM151 102H153V100H151ZM171 102V101H170ZM184 102H185V100H184ZM190 102V101H189ZM188 102V103H189ZM261 102V101H260ZM39 103H40V100H39ZM57 103V102H56ZM73 103H71V104H73ZM82 103V102H81ZM159 103V102H158ZM157 103V104H158ZM160 103H161V101H160ZM186 103V102H185ZM199 103H200V101H199ZM211 104L213 103L214 104V102H210ZM223 103V102H222ZM230 103H231V101H230ZM239 103V102H238ZM245 103H247V102H245ZM256 103H258V102H256ZM41 104V103H40ZM54 104V103H53ZM86 104H88V103H86ZM145 104V103H144ZM152 104V103H151ZM207 104V103H206ZM232 104V103H231ZM255 104V103H254ZM30 105V106H31ZM38 104H36V106H37ZM98 105V104H97ZM96 105V106H97ZM159 105V104H158ZM181 105V104H180ZM189 105V104H188ZM192 105V104H191ZM208 105V104H207ZM243 105V104H242ZM248 105V104H247ZM8 106V105H7ZM28 106H29V104H28ZM27 106V107H28ZM35 106V105H34ZM33 106V107H34ZM73 106V107H74ZM84 106V105H83ZM87 106V105H86ZM144 106V105H143ZM146 106V105H145ZM149 106V105H148ZM165 106V105H164ZM182 106V105H181ZM180 106V107H181ZM219 106H220V103H219ZM224 106V105H223ZM232 106V105H231ZM252 106V105H251ZM255 106V105H254ZM263 106H264V104H263ZM9 107V106H8ZM40 107V106H39ZM54 107H57V106H54ZM109 107V106H108ZM150 107V106H149ZM154 107H156V106H154ZM256 107V106H255ZM30 108V107H29ZM41 108V107H40ZM63 108H65V107H63ZM86 108V107H85ZM91 108V107H90ZM88 109V112H91V114L90 113H88V115H86V116H89V114H90V121L93 123L94 122V118H93V116H95L94 114H96L97 112H93V110L92 109ZM182 108V107H181ZM196 109H197V107H195ZM219 108V107H218ZM221 108V107H220ZM225 108H226V104H225ZM251 108V107H250ZM252 108H254L253 106H252ZM260 108V107H259ZM9 109V108H8ZM18 109V108H17ZM216 109V108H215ZM238 109V108H237ZM261 109H263V108H261ZM42 110V109H41ZM53 110H54V108H53ZM57 110V109H56ZM73 110V109H72ZM164 110H166V109H164ZM190 110V109H189ZM239 110V109H238ZM252 111H255V110H253V109H251ZM6 111H8V110H5V112ZM39 111V110H38ZM43 111V110H42ZM60 111V110H59ZM237 111V110H236ZM65 112V111H64ZM66 112H68V111H66ZM76 112V113H75ZM85 112V110H83L82 108H80V109H78L77 111H74L73 113L74 114H76V116L78 117V118H82V113H84ZM249 112V111H248ZM40 113V112H39ZM39 113H36V115H38ZM152 113V112H151ZM154 113V112H153ZM207 113V112H206ZM136 114V113H135ZM134 114V115H135ZM209 114V113H208ZM253 114V113H252ZM256 114V113H255ZM254 114V115H255ZM52 115V114H51ZM53 115H55V116H60V114H58V115H56V114H53ZM151 115V114H150ZM186 115V114H185ZM210 115V114H209ZM241 115V114H240ZM5 116H7V114H5ZM34 116V118H36L35 117V115H33ZM62 116V115H61ZM97 116H98V114L95 116V118H97ZM229 116V115H228ZM248 116H249V114H248ZM247 116V117H248ZM26 117H27V114H26ZM26 117H24V118H26ZM49 117V116H48ZM48 117H46V118H48ZM65 117V116H64ZM74 117V116H73ZM130 117H132V119H133V116H130ZM136 117L137 116H135L134 118L136 119ZM158 117V116H157ZM207 117H209V116H207ZM12 118V117H11ZM39 118V117H38ZM45 118V117H44ZM49 118H52L51 116L49 117ZM62 118V117H61ZM161 118V117H160ZM170 118V117H169ZM230 118V117H229ZM254 118V117H253ZM9 119V118H8ZM33 119V118H32ZM40 119V118H39ZM56 120H60V118L58 119V118H55ZM54 119V120H55ZM67 119V118H66ZM83 119V118H82ZM85 119V118H84ZM83 119V123H85V122H87V121H85ZM131 119V118H130ZM139 119H140V121H139ZM138 119V121H139V123L141 124L142 122H141V118H139ZM183 119V118H182ZM240 119H241V116H240ZM258 119V118H257ZM263 119V118H262ZM10 120V119H9ZM23 120V119H22ZM35 120V119H34ZM49 119H47V121H48ZM53 119L51 120L52 121V123H53V121H54ZM63 119H61V121H62ZM99 120V119H98ZM102 120H103V118H102ZM137 120V119H136ZM146 120H147V118H146ZM151 120V119H150ZM163 120V119H162ZM255 120V119H254ZM7 121V120H6ZM10 121H12V119L10 120ZM10 121H8L7 122V124L8 123H11ZM32 121V120H31ZM69 121H71V120H69ZM79 121V120H78ZM108 121V120H107ZM133 121V120H132ZM148 121V120H147ZM192 121V120H191ZM203 121V120H202ZM234 121H236V120H234ZM259 121V120H258ZM261 121V120H260ZM13 122V121H12ZM22 122V121H21ZM28 122V121H27ZM26 122V123H27ZM149 122V121H148ZM157 122V121H156ZM210 122V121H209ZM56 123H58V122H56ZM59 123H61V122H59ZM58 123V125H61V124H59ZM95 123V122H94ZM132 123V122H131ZM138 123V124H139ZM211 123V122H210ZM32 124H34V123H31V125H30V127L31 126H33ZM54 124V123H53ZM90 124V123H89ZM99 124V123H98ZM226 124V123H225ZM234 124H236V123H234ZM10 125H13V124H10ZM10 125H8V126H10ZM19 125H20V123H19ZM50 125V124H49ZM63 125V124H62ZM68 125V124H67ZM111 125V124H110ZM133 125V124H132ZM167 125V124H166ZM264 125V124H263ZM63 126H65V125H63ZM77 126H81V125H77ZM29 127V126H28ZM55 127V126H54ZM95 127V126H94ZM93 127V128H94ZM215 127V126H214ZM264 127V126H263ZM19 128V127H18ZM32 128V127H31ZM46 128H47V126H46ZM63 128V127H62ZM77 128V127H76ZM80 128V127H79ZM111 128V127H110ZM64 129V128H63ZM66 129H68V128H66ZM86 129V128H85ZM141 129H143V127L141 128ZM30 130V129H29ZM53 130V129H52ZM58 130H60V127H58ZM87 130V129H86ZM11 131V130H10ZM54 131V130H53ZM61 132H62V130H60ZM64 131H66V130H64ZM68 132H69V136H70V133H72L71 132V130L69 129V130H67ZM66 131V132H67ZM85 131V130H84ZM88 131V130H87ZM111 131V130H110ZM142 131V130H141ZM229 131V130H228ZM33 132V131H32ZM65 132V133H66ZM90 132V131H89ZM3 133V132H2ZM11 133V132H10ZM55 133V132H54ZM53 133V134H54ZM56 133H57V131H56ZM63 133V132H62ZM79 133V132H78ZM91 133V132H90ZM151 133H152V131H151ZM197 133V132H196ZM264 133V132H263ZM5 134V133H4ZM60 134V133H59ZM64 134V133H63ZM84 134V133H83ZM88 134V133H87ZM94 134V133H93ZM111 134H112V132H111ZM185 134V133H184ZM62 135V134H61ZM65 135V134H64ZM76 135V134H75ZM80 135V134H79ZM95 135V134H94ZM186 135V134H185ZM226 135V134H225ZM261 135H262V133H261ZM7 136H8V134H7ZM81 136H82V133H81ZM84 136H86V134L84 135ZM92 136V135H91ZM8 137H10V136H8ZM8 137H7V139H8ZM48 137V136H47ZM56 137V136H55ZM71 137V136H70ZM73 137V136H72ZM77 137H79L78 135H77ZM77 137L75 138L74 137V139H77ZM113 137V136H112ZM112 137H111V139H112ZM186 137H188L187 135H186ZM190 137V136H189ZM220 137V136H219ZM17 138V137H16ZM26 138V137H25ZM61 138V137H60ZM87 138H88V135H87ZM87 138H86V140H87ZM190 138H193V137H190ZM233 138V137H232ZM244 138H245V136H244ZM244 138H243V140H244ZM84 139H85V137H84ZM134 139V138H133ZM202 139V138H201ZM8 140H12V141H14L13 139H8ZM79 140V139H78ZM78 140H76V141H78ZM89 140V139H88ZM190 140H192V139H190ZM17 141V140H16ZM42 141V140H41ZM48 141V140H47ZM60 141H62L61 139H59V142ZM79 141H81V138H80V140ZM84 141V140H83ZM166 141H168L167 139H166ZM202 141V140H201ZM222 141V140H221ZM29 142V141H28ZM74 142V141H73ZM73 142H72V144H73ZM162 142V141H161ZM183 142V141H182ZM194 142V141H193ZM32 143V142H31ZM63 143V142H62ZM66 143H68V142H66ZM78 143V145L80 144L79 142H76V144ZM84 143V142H83ZM94 143V142H93ZM188 143V142H187ZM192 143V142H191ZM195 143V142H194ZM217 143V142H216ZM9 144V143H8ZM33 144V143H32ZM39 144V143H38ZM42 144V143H41ZM69 144V143H68ZM97 144V143H96ZM30 145V144H29ZM49 145V144H48ZM61 145V144H60ZM63 145V144H62ZM91 145V144H90ZM211 145V144H210ZM209 145V146H210ZM9 146H10V148H11V145L9 144ZM31 146V145H30ZM33 146V145H32ZM41 146V145H40ZM81 146V145H80ZM84 146V144L82 145V147ZM95 146H97V145H95ZM98 146H100V145H98ZM97 146V147H98ZM192 146H193V144H192ZM223 146V145H222ZM14 147V146H13ZM15 147H17V146H15ZM27 147V146H26ZM42 147V146H41ZM60 147V146H59ZM62 147V146H61ZM72 147L74 148V149H76V151H78V148H75L74 147V144L72 145ZM71 147V148H72ZM76 147H77V145H76ZM79 147V146H78ZM215 147H216V145H215ZM48 148H49V146H48ZM91 148H92V145H91ZM100 148V147H99ZM108 148V147H107ZM187 148H188V145H187ZM217 148V147H216ZM15 149V148H14ZM32 149V148H31ZM44 149V148H43ZM51 149V148H50ZM67 149V148H66ZM98 149V148H97ZM112 149V152H113V148H111ZM194 149H195V147H194ZM16 150V149H15ZM26 150H28V149H26ZM80 150V149H79ZM93 150H95L94 148H93ZM166 150V149H165ZM178 150V149H177ZM177 150H176V152H177ZM187 150V149H186ZM197 150V149H196ZM224 150V149H223ZM29 151V150H28ZM31 152H32V150H30ZM29 151V152H30ZM34 151V150H33ZM67 151V150H66ZM73 151V150H72ZM83 151V150H82ZM81 151V152H82ZM92 151V150H91ZM96 151V150H95ZM101 151V150H100ZM99 151V152H100ZM28 152V153H29ZM39 152V151H38ZM80 152V151H79ZM104 152V151H103ZM195 152V151H194ZM249 152H251V150L249 151ZM9 153V147H8V145H7V140L5 139V140H3V142H0V159L2 160V158L4 157V158H6V156H7V154ZM23 153V152H22ZM60 153H62V154H64L63 152H60ZM83 153H84V151H83ZM106 153V152H105ZM114 153V152H113ZM113 153H111V154H113ZM116 153V152H115ZM215 153V152H214ZM27 154V153H26ZM32 153H29V156L28 157H30V155H31ZM59 154V153H58ZM72 154H74L73 155V157H76V155H78V154H76V152L74 153V151H73V153ZM81 154V153H80ZM104 154V153H103ZM122 154H124V153H122ZM222 154H223V152H222ZM250 154V153H249ZM248 154V155H249ZM257 154H258V152H257ZM47 155V154H46ZM67 155V154H66ZM83 155V154H82ZM85 155V154H84ZM96 155V154H95ZM108 155V154H107ZM9 156V155H8ZM50 156V155H49ZM58 156H60V155H58ZM62 156H64V155H62ZM69 155H67V157H68ZM79 156V155H78ZM77 156V157H78ZM113 156V155H112ZM111 156V157H112ZM65 157V156H64ZM72 157V158H73ZM82 157V156H81ZM85 157V156H84ZM89 157L90 156H88V161H89ZM96 157V156H95ZM101 157H103V156H101ZM118 157V156H117ZM252 157V156H251ZM32 158V157H31ZM72 158H70V159H72ZM80 158V157H79ZM92 158H94V157H92ZM104 158V157H103ZM173 158V157H172ZM49 159V158H48ZM62 159H63V157H62ZM69 159V158H68ZM82 159V158H81ZM86 159V158H85ZM213 159V158H212ZM246 159V158H245ZM257 159V158H256ZM23 160H24V158H23ZM22 160V161H23ZM30 160V159H29ZM39 160V159H38ZM87 160V159H86ZM93 160V159H92ZM99 160V159H98ZM104 161H105V163L107 162L106 160H108V159H103ZM103 160H101L102 162H103ZM247 160V159H246ZM36 161V160H35ZM62 161V160H61ZM60 161V162H61ZM67 161V160H66ZM69 161L70 160H68V163L67 164H70L69 163ZM73 161H76L77 162V160H76V158H75V160H73ZM87 161V162H88ZM95 161V160H94ZM112 161H113V158H112ZM149 161V160H148ZM5 162V161H4ZM59 162V163H60ZM72 162V161H71ZM84 162H85V160H84ZM96 162V161H95ZM114 162H115V160H114ZM9 162H7V164H8ZM35 163H37V162H35ZM64 163V162H63ZM62 163V167H63V164ZM97 163H98V161H97ZM96 163V164H97ZM110 162H108V164H109ZM244 163V162H243ZM6 164V165H7ZM58 164V163H57ZM77 165H80L78 162L76 163ZM95 164V163H94ZM96 164H95V169H96ZM141 164V163H140ZM205 164V163H204ZM11 165V164H10ZM65 165H66V163H65ZM74 165V164H73ZM73 165H70V166H73ZM77 165H76V167H77ZM84 165H86V163L84 164ZM84 165L82 166V168L84 167ZM110 165V164H109ZM108 165V166H109ZM68 166V165H67ZM69 166V168L71 169V167ZM75 166V165H74ZM98 166H99V164H98ZM97 166V167H98ZM101 167H102V164L100 165ZM104 166H106V165H104ZM108 166L106 167V171L104 172V173H107V168H108ZM117 166H118V164H117ZM222 166V165H221ZM17 167V166H16ZM49 167V166H48ZM75 167V168H76ZM101 167H100V169H101ZM111 167V166H110ZM110 167H109V169H110ZM119 167V166H118ZM8 169H9V167H7ZM7 168L4 170V173L6 174V170H7ZM68 167H66V170H68V172H69V169ZM75 168H73V169H75ZM78 168L80 169V167L78 166ZM93 168V169H94ZM99 168V167H98ZM97 168V169H98ZM55 169V168H54ZM64 169V168H63ZM96 169V170H97ZM103 169V168H102ZM120 168H118V170H119ZM16 170V169H15ZM14 170V171H15ZM30 170H31V168H30ZM59 170V169H58ZM85 170V169H84ZM104 170H105V168H104ZM214 170V169H213ZM13 171V172H14ZM42 171V170H41ZM40 171V172H41ZM77 171H82V170H77ZM98 171H99V169H98ZM117 171V170H116ZM18 172V171H17ZM31 172V171H30ZM46 172V171H45ZM74 172H76V171H74ZM101 172V171H100ZM9 173V172H8ZM47 173V172H46ZM58 173H60V172H58ZM57 173V174H58ZM67 173V172H66ZM108 173H110L109 171H108ZM39 174V173H38ZM43 174V173H42ZM56 174V175H57ZM72 174H75V173H72ZM100 174H102V173H100ZM113 175H115L114 173H112ZM47 175V174H46ZM67 175V174H66ZM66 175H65V177H66ZM69 175V174H68ZM71 175V174H70ZM80 175V174H79ZM82 175V174H81ZM86 175V173L84 174V176ZM121 175V174H120ZM246 175V174H245ZM39 176H40V174H39ZM38 176V177H39ZM77 176V175H76ZM84 176H82V178L84 177ZM104 176H106V175H104ZM103 176V177H104ZM204 176V175H203ZM31 177H33V174H31ZM56 177H58V176H56ZM72 177V176H71ZM70 177V178H71ZM86 177V176H85ZM118 177V175H116V177L115 178H117ZM120 177V176H119ZM34 178V177H33ZM48 178V177H47ZM105 178V177H104ZM110 178H112V177H110ZM114 178V179H115ZM234 178H235V176H234ZM28 179V178H27ZM41 180H42V178H40ZM44 179V178H43ZM66 180L68 179L67 177L65 178ZM64 179V180H65ZM71 179H73V178H71ZM70 179V180H71ZM84 179V181H81L80 183L82 184V183H84L85 182V178H83ZM109 179V178H108ZM30 180H32V178L30 179ZM37 180V179H36ZM59 180V179H58ZM70 180H69V182H70ZM80 180V179H79ZM98 180H100V179H98ZM104 180V179H103ZM110 180V179H109ZM108 180V181H109ZM113 180V179H112ZM117 180V179H116ZM116 180H113L112 181V183L114 182V181H116ZM120 179L118 178V181H119ZM166 180V179H165ZM243 180V179H242ZM38 181V180H37ZM68 181V180H67ZM71 181H73V180H71ZM74 181H75V179H74ZM101 181H102V179H101ZM106 181V180H105ZM104 181V182H105ZM108 181H106V182H108ZM198 181V180H197ZM234 181V180H233ZM32 182V181H31ZM30 183V182H29ZM37 183V182H36ZM35 183V184H36ZM41 183V182H40ZM86 183V182H85ZM97 183H98V181H97ZM108 183H110V182H108ZM112 183H111V185H112ZM233 183V182H232ZM35 184H33V185H35ZM55 184V183H54ZM70 184V190H72L73 189V187H74V185H73V183L72 182H70L69 183ZM88 184V183H87ZM87 184L85 185V186H87ZM103 184V183H102ZM107 184V183H106ZM33 185H32V187H33ZM82 185H84V184H82ZM99 185V184H98ZM100 185H101V183H100ZM99 185V186H100ZM108 185V184H107ZM215 185V184H214ZM29 186V185H28ZM30 186H31V184H30ZM62 186V185H61ZM79 186H80V184H79ZM89 187H90V185H88ZM96 186V185H95ZM110 186V185H109ZM37 187V186H36ZM35 187V188H36ZM43 188L45 187V186H42ZM81 187V186H80ZM79 187V188H80ZM84 186H82V188H80L79 190H78V188L76 189V190H78L79 192H80V190L81 189H83V190H85L84 188H83ZM88 187V188H89ZM94 187V186H93ZM98 187V186H97ZM96 187V188H97ZM104 187V186H103ZM28 188V187H27ZM62 188V187H61ZM90 188H92V187H90ZM89 188V189H90ZM95 187L93 188V191H96V190H94V189H96ZM33 189V188H32ZM63 189V188H62ZM87 189V188H86ZM88 189V190H89ZM22 190V189H21ZM37 190V189H36ZM108 190L109 189H107V191H106V193L108 192ZM23 191V190H22ZM63 191V190H62ZM92 191V192H93ZM111 191V190H110ZM190 191V190H189ZM200 191V190H199ZM198 191V192H199ZM21 192V191H20ZM25 192V191H24ZM23 192V193H24ZM34 192V191H33ZM43 192V191H42ZM51 192V191H50ZM73 192V191H72ZM79 192H78V194H79ZM88 192V191H87ZM89 192H90V190H89ZM88 192V193H89ZM35 193H36V191H35ZM34 193V194H35ZM75 193V191L73 192V194ZM96 193V192H95ZM113 193H115V192H113ZM25 194V193H24ZM40 194H41V192H40ZM43 194V193H42ZM97 194V193H96ZM105 193L103 192V195H104ZM116 194V193H115ZM202 194V193H201ZM213 194V193H212ZM39 195V194H38ZM38 195H36V196H38ZM88 195V194H87ZM91 195V194H90ZM94 195V194H93ZM100 195H102V193L100 192ZM100 195H99V198H100ZM113 195V194H112ZM117 195V194H116ZM160 195V194H159ZM40 196V195H39ZM76 196V195H75ZM81 197V196H80ZM79 197V198H80ZM87 196L85 195V198H86ZM89 197V196H88ZM109 197V196H108ZM28 198V197H27ZM30 198V197H29ZM77 198H78V196H77ZM90 198V197H89ZM102 198V197H101ZM103 199V198H102ZM101 199V200H102ZM109 199V198H108ZM13 200H14V195H13ZM51 200V199H50ZM104 200V199H103ZM120 200V199H119ZM29 201H31V200H29ZM36 200H34L33 201V203L35 202ZM62 201V200H61ZM64 201V200H63ZM112 201V200H111ZM110 200H108V202L110 203L111 202ZM39 202H41V204L43 203L42 201H40V199H39ZM83 202V201H82ZM100 202V201H99ZM102 202V201H101ZM15 203V202H14ZM27 203V202H26ZM52 203V202H51ZM91 203V202H90ZM89 203V204H90ZM95 203V202H94ZM108 203V204H109ZM219 203V202H218ZM69 204V203H68ZM81 204V203H80ZM100 204V203H99ZM29 205V204H28ZM37 205V204H36ZM82 205H83V203H82ZM85 205H86V203H85ZM101 205V204H100ZM123 205V204H122ZM19 206V205H18ZM44 206V205H43ZM53 206V205H52ZM69 206H70V204H69ZM115 206V205H114ZM13 207H15V206H13ZM27 207V206H26ZM55 207V206H54ZM87 206H85V208H86ZM89 207V206H88ZM93 207V206H92ZM91 207V208H92ZM95 207V206H94ZM96 207H99L98 206V204H97V206ZM101 207V206H100ZM109 207H110V204H109ZM12 208V207H11ZM45 208H47V206L45 207ZM84 208V207H83ZM114 208V207H113ZM112 208V209H113ZM18 209H23L22 208V205H21V207L20 208H18ZM25 209V208H24ZM24 209L22 210L23 212H25L24 211ZM29 209V208H28ZM27 209V210H28ZM62 209V208H61ZM94 209V208H93ZM93 209H92V213H93ZM97 209V208H96ZM103 209V208H102ZM102 209H99V210H101V212H102ZM110 209V208H109ZM30 210V209H29ZM52 210V209H51ZM86 210V209H85ZM106 210H108V209H106ZM16 211V210H15ZM20 211V210H19ZM41 211V210H40ZM45 211V210H44ZM49 211V210H48ZM110 211H111V209H110ZM110 211H108V212H110ZM112 211H114V210H112ZM18 212V211H17ZM83 212V211H82ZM90 212H91V210H90ZM103 212H104V210H103ZM103 212L101 213V214H103ZM115 212V211H114ZM113 212V213H114ZM11 213V212H10ZM45 212H43V214H44ZM85 213V212H84ZM98 213V212H97ZM112 213V214H113ZM12 214V213H11ZM14 214V213H13ZM17 214V213H16ZM31 214V213H30ZM29 214V215H30ZM48 214V213H47ZM51 214V213H50ZM55 214V213H54ZM71 214V213H70ZM83 214V213H82ZM88 214H90V213H88ZM98 214H100V211H99V213ZM98 214L96 215V217L98 216ZM107 214H109V213H107ZM49 215V214H48ZM53 215V214H52ZM51 215V216H52ZM86 215H87V213H86ZM91 216H92V214H90ZM110 216H111V214H109ZM21 216V215H20ZM24 216V215H23ZM31 216V215H30ZM60 216V215H59ZM69 216V215H68ZM67 216V217H68ZM73 216V215H72ZM13 217V216H12ZM17 217H19V215L17 216ZM25 217V216H24ZM26 217H27V215H26ZM36 217V216H35ZM34 216H33V218H35ZM53 217V219H54V217L55 216H52ZM66 217V220L68 219ZM71 217V216H70ZM21 218H22V216H21ZM20 218V219H21ZM30 218V217H29ZM51 218V217H50ZM49 218V219H50ZM75 218V217H74ZM73 218V219H74ZM80 218V217H79ZM79 218H77V221H78V219ZM85 218V217H84ZM91 218V217H90ZM116 218V217H115ZM121 218V217H120ZM19 219V220H20ZM24 219V218H23ZM26 219V218H25ZM28 219V218H27ZM53 219H52V221H53ZM60 219V218H59ZM63 219V218H62ZM99 219V218H98ZM101 219V218H100ZM108 219V218H107ZM167 219V218H166ZM219 219H220V217H219ZM218 219V220H219ZM18 219L16 218V222H19V221H17ZM29 220V219H28ZM27 220V221H28ZM31 220H32V218H31ZM34 220H36V219H33V221ZM71 220L72 219H70V223H71ZM75 220V219H74ZM80 220H82V219H80ZM80 220L78 221V222H80ZM86 220V219H85ZM93 220V219H92ZM115 220V219H114ZM168 220V219H167ZM24 221H26V220H24ZM30 221V220H29ZM76 221V220H75ZM89 221V220H88ZM98 221V220H97ZM102 221V220H101ZM15 222V223H16ZM35 222V221H34ZM36 222H38V221H36ZM45 222V221H44ZM63 222V221H62ZM66 222V221H65ZM73 222V221H72ZM90 222V221H89ZM99 222H100V220H99ZM110 222V221H109ZM168 222V221H167ZM217 222V221H216ZM19 223H21V222H19ZM26 223L27 222H25V226H26ZM40 223V222H39ZM39 223H37V225L39 224ZM49 223H51V221L49 222ZM48 223V224H49ZM55 223H58V222H55ZM54 223V224H55ZM75 223V222H74ZM83 223V222H82ZM88 223V222H87ZM218 223V222H217ZM219 223H220V220H219ZM24 224V223H23ZM28 224V223H27ZM32 224H34V223H31V225ZM43 224V223H42ZM59 224V223H58ZM60 224H62V223H60ZM67 224H69L68 223V221H67ZM95 224V223H94ZM93 224V225H94ZM98 224V223H97ZM101 224V223H100ZM168 224H169V222H168ZM1 225V224H0ZM22 225V224H21ZM36 225V224H35ZM35 225H32V226H30L31 228L32 227H35ZM40 225V224H39ZM47 225V224H46ZM51 225H53V224H51ZM57 224H55V226H56ZM85 225V224H84ZM88 225V224H87ZM170 225V224H169ZM23 226V225H22ZM21 226V227H22ZM24 226V227H25ZM54 226V225H53ZM76 226H77V224H76ZM83 226V225H82ZM86 226V225H85ZM171 226V225H170ZM23 227V228H24ZM37 227H39V226H37ZM46 227H48V226H46ZM69 227V226H68ZM80 227V225L78 226V228ZM49 228V227H48ZM56 228V227H55ZM54 228V229H55ZM71 228V230H72V233H73V231H75V230H73L72 229V226L70 227ZM22 229V228H21ZM28 229H29V226H28ZM27 229V230H28ZM35 229H36V227H35ZM40 229V228H39ZM38 229V230H39ZM83 229V228H82ZM82 229H81V231H82ZM108 229V228H107ZM34 230V229H33ZM53 230V229H52ZM55 230H57V229H55ZM62 230V229H61ZM220 230V229H219ZM22 231V230H21ZM24 231H26V230H24ZM31 230L29 229V232H30ZM36 231V230H35ZM44 231V230H43ZM49 231V230H48ZM54 231V230H53ZM53 231H52V233H53ZM58 231H60V230H58ZM66 231H68V230H66ZM108 231V230H107ZM106 231V232H107ZM110 231V230H109ZM114 231H115V229H114ZM117 231V230H116ZM1 232V231H0ZM18 232V231H17ZM28 232V231H27ZM34 231H32V233H33ZM50 232V231H49ZM48 232V233H49ZM64 232V231H63ZM62 232V233H63ZM71 232V231H70ZM104 232V231H103ZM103 232H101L100 234H102ZM106 232H104L105 234H106ZM31 233V234H32ZM77 233V232H76ZM109 233V232H108ZM113 233V232H112ZM115 233V232H114ZM30 234V235H31ZM43 233H41V235H42ZM68 234H71V233H68ZM81 234V233H80ZM82 234H83V232H82ZM98 234V233H97ZM99 234V235H100ZM200 234V233H199ZM14 235V234H13ZM21 235V234H20ZM24 235V234H23ZM56 235H58V234H56ZM64 235V234H63ZM114 235V234H113ZM182 235V234H181ZM16 236V235H15ZM45 236V235H44ZM62 236V235H61ZM75 236V235H74ZM87 236H88V234H87ZM93 236H94V234H93ZM101 236V235H100ZM102 236H104L103 234H102ZM106 236H107V234H106ZM116 236V235H115ZM225 236V235H224ZM3 237H4V235H3ZM14 237V236H13ZM19 236H17L16 238H18ZM37 237V236H36ZM42 237V236H41ZM63 237V236H62ZM66 237V236H65ZM117 237V236H116ZM173 237V236H172ZM15 238V237H14ZM16 238L14 239V240H16ZM26 238H27V236H26ZM43 238V237H42ZM79 238V237H78ZM87 238V237H86ZM119 238V237H118ZM225 238V237H224ZM13 239V238H12ZM30 239V238H29ZM29 239H27V240H29ZM45 239V238H44ZM67 239V238H66ZM66 239H65V241H66ZM84 239V238H83ZM110 239V238H109ZM107 241H108V238L106 239ZM112 240V239H111ZM111 240H110V242H111ZM228 240V239H227ZM17 241V240H16ZM22 241H23V237H22ZM33 241H34V239H33ZM37 241H38V239H37ZM40 241V240H39ZM46 241V240H45ZM68 241H70L69 239H68ZM103 241V240H102ZM105 241V240H104ZM107 241L106 242H104L105 244L107 243ZM27 242V241H26ZM32 242V241H31ZM79 242V241H78ZM83 242H84V240H83ZM219 242V241H218ZM226 242V241H225ZM68 243V242H67ZM71 243V242H70ZM103 243V242H102ZM15 244H17V243H15ZM14 244V245H15ZM33 244H35V243H33ZM41 244V243H40ZM42 244H43V242H42ZM105 244H103V246L105 245ZM13 245V246H14ZM18 245H20L19 243H18ZM112 246H113V243L111 244ZM122 245V244H121ZM41 246V245H40ZM44 246H45V244H44ZM84 246V245H83ZM106 246H107V244H106ZM19 247H21V246H19ZM27 247V246H26ZM108 247V246H107ZM114 247V246H113ZM121 247H123V246H121ZM120 247V248H121ZM18 248V247H17ZM24 248V247H23ZM31 248H33V247H31ZM37 248V247H36ZM42 248V247H41ZM86 248V247H85ZM103 248V247H102ZM125 248V247H124ZM129 248V247H128ZM231 248V247H230ZM14 249H15V247H14ZM22 249V248H21ZM83 249V248H82ZM93 249V248H92ZM104 249H105V247H104ZM179 249V248H178ZM27 250H28V248H27ZM37 250V252H38V250L40 251V249H36ZM108 250H109V247H108ZM169 250H170V246H169ZM218 250V249H217ZM35 251V250H34ZM83 251V250H82ZM85 251V250H84ZM99 251V250H98ZM30 252V251H29ZM49 252V251H48ZM59 252V251H58ZM101 252V251H100ZM106 252V251H105ZM167 252V251H166ZM184 252V251H183ZM35 253V252H34ZM40 253V252H39ZM78 253V252H77ZM83 253V252H82ZM103 253V252H102ZM208 253V252H207ZM26 254V253H25ZM30 254V253H29ZM28 254V255H29ZM95 254V253H94ZM104 254V253H103ZM107 254H109V253H107ZM111 254V253H110ZM168 254V253H167ZM197 254V253H196ZM47 255V254H46ZM56 255V254H55ZM114 255V254H113ZM16 256V255H15ZM38 256H39V254H38ZM61 256V255H60ZM63 256V255H62ZM132 256V255H131ZM135 256V255H134ZM32 257H33V255H32ZM114 257V256H113ZM222 257V256H221ZM52 258H54V256L52 257ZM138 258V257H137ZM132 259V258H131ZM20 260V259H19ZM18 260V261H19ZM53 260V259H52ZM55 261V260H54ZM53 261V263H55ZM61 261V260H60ZM85 261V260H84ZM87 261V260H86ZM108 261V260H107ZM208 261V260H207ZM131 263H132V261H130ZM46 263V262H45ZM44 263V264H45ZM51 263V262H50ZM60 263V262H59ZM86 263V262H85ZM112 263H113V261H112ZM111 263V264H112ZM3 264V263H2ZM91 264V263H90Z\"/></svg>",
  "mask_w": 264,
  "mask_h": 264
}]
</instances>
